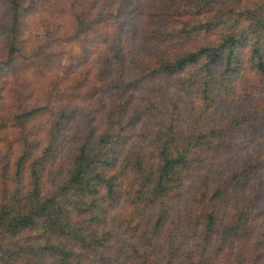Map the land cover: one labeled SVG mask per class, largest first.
Here are the masks:
<instances>
[{"label":"rangeland","instance_id":"obj_1","mask_svg":"<svg viewBox=\"0 0 264 264\" xmlns=\"http://www.w3.org/2000/svg\"><path fill=\"white\" fill-rule=\"evenodd\" d=\"M254 47L264 0H0V264H264Z\"/></svg>","mask_w":264,"mask_h":264},{"label":"trees","instance_id":"obj_2","mask_svg":"<svg viewBox=\"0 0 264 264\" xmlns=\"http://www.w3.org/2000/svg\"><path fill=\"white\" fill-rule=\"evenodd\" d=\"M236 42H234V38L232 37H228L226 39H224V41H222L221 43H218L216 45L213 46H206V47H202L200 49L199 53H194L193 55H189L186 57H183L177 61H175L174 64H167V68L170 67H175V68H181L182 66H184L185 64L192 62L193 60H195L198 56H200L201 54H205L208 58H210L211 62H214L219 54H220V50L228 47V58L230 59L233 56V47L234 44ZM254 53L256 54L257 57V67L263 71L264 70V63L260 57V49L257 47H254ZM93 147H84L81 151L82 154L78 155L77 157V162L78 165L76 167V171L74 172V179L73 182L77 183L78 186L84 187V185L89 186V183L93 182V180L96 179V176H103V173H101L98 169H94L92 168L93 166H95V164H97L98 159L95 158V153L92 152ZM162 157H163V161L160 165V179H162L164 176L168 175L170 173V171L172 170V168L177 165L180 164L181 162H183L184 156L183 154H179V155H172V154H167L165 149H162V153H161ZM35 172V171H34ZM35 174L34 177V183H33V189L37 190L38 189V177L37 174ZM35 211H31L30 212V219H32L33 216H35L36 212H40L41 210H45V208L42 209H34ZM21 225L25 226L26 223H24V221L22 223H20Z\"/></svg>","mask_w":264,"mask_h":264}]
</instances>
